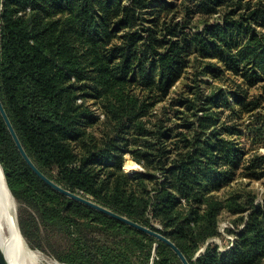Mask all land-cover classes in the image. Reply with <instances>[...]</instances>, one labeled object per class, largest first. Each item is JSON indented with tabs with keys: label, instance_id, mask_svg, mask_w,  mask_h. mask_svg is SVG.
Returning a JSON list of instances; mask_svg holds the SVG:
<instances>
[{
	"label": "trees",
	"instance_id": "16d2710c",
	"mask_svg": "<svg viewBox=\"0 0 264 264\" xmlns=\"http://www.w3.org/2000/svg\"><path fill=\"white\" fill-rule=\"evenodd\" d=\"M260 69L264 0H0V101L28 157L60 186L162 233L190 264H264V199L219 194L237 176L263 178L264 156L227 144L224 134H243L237 124L216 127L259 101L213 86L233 73L251 87ZM126 152L143 172L124 171ZM0 165L36 212L23 209L37 238L38 219L73 236L59 260L182 264L165 242L45 183L1 113ZM223 210L237 217L232 245L219 250ZM93 226L110 243H91L83 231Z\"/></svg>",
	"mask_w": 264,
	"mask_h": 264
},
{
	"label": "rangeland",
	"instance_id": "374dc122",
	"mask_svg": "<svg viewBox=\"0 0 264 264\" xmlns=\"http://www.w3.org/2000/svg\"><path fill=\"white\" fill-rule=\"evenodd\" d=\"M221 15L217 14L213 16V19H217L220 21ZM258 31H263L262 28L258 27ZM262 73L264 70L260 69ZM239 84V85H238ZM213 86L216 89H225L229 88H239L246 99H255L259 101V106L249 113H244L241 118H236L231 115V110H227L224 115L220 116V119L217 121L216 127H220L221 124H237L239 128L242 129L243 134L234 135V136H226L223 135L227 140V144L233 145V143L238 142L240 145H245L247 149H249V154L246 159L252 157L254 155L264 156V136H261L259 139V143L257 147L254 148L253 143H251L253 137L255 138L256 129L264 125V76L253 86L247 87L242 82V78L238 74L230 73L225 75L223 78L218 79L213 83ZM254 135V136H253ZM264 135V133H263ZM239 136V137H237ZM151 143L156 144L157 140L155 138L150 139ZM125 162L123 169L128 174H132L135 171L143 172L144 168L140 162H137L128 152L124 154ZM1 167V165H0ZM242 167H240L239 171H242ZM2 174L4 176L2 167ZM156 176H160L159 171L155 173ZM5 178V176H4ZM10 191V189H9ZM230 192H239L242 195H245L248 192H253L256 194L255 201L261 202L264 199V177L260 180H251L247 177L237 176L236 179L230 184L228 187H224L219 194L225 195ZM16 206V215L17 220L21 232V240L22 243L15 250L16 252L13 255L15 256L17 264H69L67 262L61 261L57 258L56 254L61 250H65L73 242V236H70L69 239L66 237V234L60 232L58 229H52L45 227L44 224L38 219V227L40 228L42 237L37 238V231L30 228V221L26 218V212L23 209L28 207L21 199L16 197L10 191ZM183 201V200H182ZM28 210L35 212L31 208H27ZM36 214V212H35ZM237 215L229 212L228 210H223L220 216L219 223V233L220 235L214 237L215 243L222 244V246L226 247L229 245L230 235L227 232V229H221L220 225L223 223H233L236 220ZM36 218V216H35ZM149 224L156 228L157 230H163L162 225L153 219H150ZM102 229H98V227H86L83 231L84 235L90 240L91 243H110L111 238L106 235ZM212 239V240H213ZM20 248V249H19ZM22 248V249H21ZM204 248L202 247L200 251ZM154 250V249H153ZM135 256V262L138 263L141 259L138 257V254ZM176 264V263H171Z\"/></svg>",
	"mask_w": 264,
	"mask_h": 264
},
{
	"label": "water",
	"instance_id": "95a60500",
	"mask_svg": "<svg viewBox=\"0 0 264 264\" xmlns=\"http://www.w3.org/2000/svg\"><path fill=\"white\" fill-rule=\"evenodd\" d=\"M0 113L13 137V140L16 144V146L18 147L21 155L23 156V158L25 159V161L28 163V165L31 167V169L45 182L47 183L49 186H51L53 189L59 191L60 193H63L65 195H67L68 197L75 199L97 211H100L104 214H107L119 221H122L124 223L129 224L130 226H133L147 234H150L152 236H154L155 238L165 242L167 245H169L174 251L175 253L178 255L179 259L181 260L182 264H190L189 261L186 259V257L183 255V253L180 251V249L169 239L167 238L165 235H163L162 233L147 227L145 225L139 224L105 206L100 205L99 203L93 201L92 199L82 196L80 194H77L75 192H72L62 186H60L59 184L55 183L54 181H52L51 179H49L47 176H45L35 165L34 163L31 161V159L28 157L27 153L25 152L23 146L21 145L15 130L13 128V126L11 125V122L2 106V103L0 101ZM0 264H9L8 259H7V255L3 249V247L0 244Z\"/></svg>",
	"mask_w": 264,
	"mask_h": 264
},
{
	"label": "bare ground",
	"instance_id": "6f19581e",
	"mask_svg": "<svg viewBox=\"0 0 264 264\" xmlns=\"http://www.w3.org/2000/svg\"><path fill=\"white\" fill-rule=\"evenodd\" d=\"M21 239L15 201L0 167V244L7 255L9 264H17L16 255L13 254L22 243Z\"/></svg>",
	"mask_w": 264,
	"mask_h": 264
},
{
	"label": "built area",
	"instance_id": "2783aa9c",
	"mask_svg": "<svg viewBox=\"0 0 264 264\" xmlns=\"http://www.w3.org/2000/svg\"><path fill=\"white\" fill-rule=\"evenodd\" d=\"M220 228L223 230L224 228L225 229H228V228L233 229L234 227L231 223L228 222V223H223L222 225H220ZM228 238H229V245L226 247L222 246V244L217 243L219 246V250H224L225 248H228L229 246L232 245V242L234 240V236L230 234V235H228ZM212 241H214V239Z\"/></svg>",
	"mask_w": 264,
	"mask_h": 264
}]
</instances>
